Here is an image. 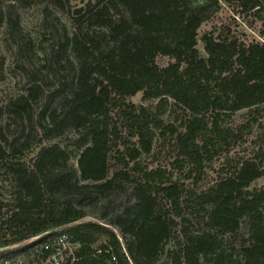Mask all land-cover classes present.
I'll use <instances>...</instances> for the list:
<instances>
[{
  "label": "trees",
  "instance_id": "obj_1",
  "mask_svg": "<svg viewBox=\"0 0 264 264\" xmlns=\"http://www.w3.org/2000/svg\"><path fill=\"white\" fill-rule=\"evenodd\" d=\"M38 2L67 13L71 31L53 26L44 63L20 68L24 86L0 108V169L11 185L0 200V248H13L2 255L24 254L22 243L65 228L77 259L64 264H264V187L250 188L264 176L263 150L199 191L166 169L139 166L156 135L169 133L177 157L201 173L214 147L237 138L222 119L264 104V38L245 44L207 33V57L197 50L198 31L220 3L261 18L263 1L89 0L71 9L68 0H0V27L21 58L31 51L15 8ZM159 56L171 62L161 68ZM138 94L145 105L128 101ZM172 109L179 131L162 119ZM12 126L20 135L10 140ZM65 136L66 145L53 143ZM32 149L30 160H15ZM100 202L103 222H82ZM192 216L196 229L178 230ZM243 221L247 238L227 254L224 239ZM176 233L182 240L162 262ZM99 236L107 242L93 249Z\"/></svg>",
  "mask_w": 264,
  "mask_h": 264
},
{
  "label": "rangeland",
  "instance_id": "obj_2",
  "mask_svg": "<svg viewBox=\"0 0 264 264\" xmlns=\"http://www.w3.org/2000/svg\"><path fill=\"white\" fill-rule=\"evenodd\" d=\"M89 0H68L67 8L75 9L83 6ZM264 3V0H262ZM47 8V12L44 10ZM15 12L18 15L19 23L21 26L22 34L26 43H29L28 48L30 53L24 57L17 55V50L12 47L5 38L4 26L0 27V60H3L0 66V108L3 107L6 102L14 98L19 94L24 86V79L22 76V70L30 65L35 67L41 66L45 61V53L48 47L51 45V36L53 26L60 24L65 26L68 31H71V25L67 13L47 6L45 2H38L32 4L29 7L16 6ZM213 33L215 37L223 36L229 39H236L241 43H249L254 41L262 42L264 35V16L257 18L254 16L253 11L242 12L240 8L235 5H229L226 3H220L215 9H212L209 20L204 23L198 31L197 50L199 54L206 58V52L201 38L204 34ZM44 58V59H43ZM171 61L167 57L159 56L156 58V64L164 68ZM45 75V72H43ZM142 95L138 94L135 97L128 99L129 102L135 105H145L141 101ZM155 104L151 103L153 106ZM167 110L162 116L164 123H172L176 130H180L179 110ZM253 111V112H252ZM252 111L242 110L229 118H223L221 125L226 127L230 126L237 138L234 141H230L228 145H217L210 151L209 158L204 160L202 165V171L195 170L191 165L187 164L181 158L177 157V151L174 148V139L171 134L167 133L164 136L155 137L151 152L148 155L142 156L139 159V166L142 169H166V171L172 176L173 180L183 184L186 190H203L211 186L217 181L219 176V170L226 168L227 165H234L236 161L241 158L254 159L256 156H260L261 153L258 149L264 152V104L255 108ZM8 118H4L6 120ZM239 127H242L239 132L235 131ZM9 139L18 137L20 132L15 131V126H12L8 130ZM68 138L62 137L54 140L53 143H57L60 146L67 144ZM32 149L30 151H23L17 154L16 161L20 163L30 160L35 152ZM115 156V155H112ZM178 162L177 164L175 162ZM77 158L72 154L70 163L76 166ZM113 164L114 161H112ZM190 175V177H189ZM199 175V181L194 184L196 176ZM10 180L4 175L0 169V200H6L9 198L11 190ZM264 187V176L256 180L251 184V189H260ZM104 203L100 202L93 207H88L87 211L89 216L83 219L82 222H103L100 220L104 214H107L108 210L104 208ZM113 214L110 213L106 220L112 218ZM194 216V215H193ZM189 217L188 222L181 223L178 226V230L186 229L190 233L196 229V223L194 217ZM180 222V219H176ZM65 228H59L54 233L64 232ZM120 242L123 244V240L116 230ZM67 235V234H66ZM247 238V225L243 221L240 225V229L235 236H226L223 249L227 254L236 255L237 249L242 241ZM71 242V237H68ZM180 233L174 234L173 238L169 241L165 248V252L161 257V261L165 262L171 255V251L178 247L181 242ZM107 242L106 237L99 236L96 238L93 249H98L101 246H105ZM72 243V242H71ZM25 243H22L24 245ZM73 244V243H72ZM2 247L0 249H4ZM9 248V247H8Z\"/></svg>",
  "mask_w": 264,
  "mask_h": 264
},
{
  "label": "built area",
  "instance_id": "obj_3",
  "mask_svg": "<svg viewBox=\"0 0 264 264\" xmlns=\"http://www.w3.org/2000/svg\"><path fill=\"white\" fill-rule=\"evenodd\" d=\"M28 249L24 254L2 255L12 247L0 249V264H64L77 259V246L72 244L64 232L42 235L28 242ZM108 253V251H105ZM110 262L115 257L110 256Z\"/></svg>",
  "mask_w": 264,
  "mask_h": 264
}]
</instances>
